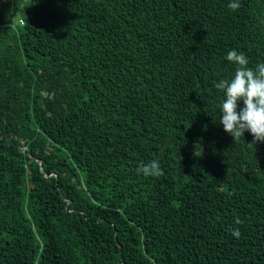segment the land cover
<instances>
[{"label": "trees", "instance_id": "16d2710c", "mask_svg": "<svg viewBox=\"0 0 264 264\" xmlns=\"http://www.w3.org/2000/svg\"><path fill=\"white\" fill-rule=\"evenodd\" d=\"M228 3L0 0V264H264V142L215 88L264 0Z\"/></svg>", "mask_w": 264, "mask_h": 264}, {"label": "clouds", "instance_id": "9594fccd", "mask_svg": "<svg viewBox=\"0 0 264 264\" xmlns=\"http://www.w3.org/2000/svg\"><path fill=\"white\" fill-rule=\"evenodd\" d=\"M228 7L238 9L240 0H229ZM225 58L236 68L229 78L215 83V88L223 94L217 120L234 140L242 138L248 131L254 141L264 142V61L253 69L248 66L246 55L236 49L228 51ZM140 171L145 176L162 174L157 160L142 165ZM234 234L239 236V229Z\"/></svg>", "mask_w": 264, "mask_h": 264}]
</instances>
